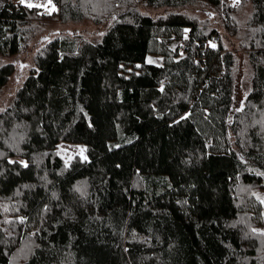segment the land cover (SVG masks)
Returning <instances> with one entry per match:
<instances>
[{
    "label": "trees",
    "instance_id": "1",
    "mask_svg": "<svg viewBox=\"0 0 264 264\" xmlns=\"http://www.w3.org/2000/svg\"><path fill=\"white\" fill-rule=\"evenodd\" d=\"M52 2L0 0V97L42 21L104 31L42 36L0 111V264H264V0Z\"/></svg>",
    "mask_w": 264,
    "mask_h": 264
},
{
    "label": "rangeland",
    "instance_id": "2",
    "mask_svg": "<svg viewBox=\"0 0 264 264\" xmlns=\"http://www.w3.org/2000/svg\"><path fill=\"white\" fill-rule=\"evenodd\" d=\"M20 1V3H19ZM19 4L23 5H40L39 8L44 11H49L50 14L58 10L57 6L52 2L49 3V0H19ZM233 4H236L238 0H231ZM46 6V7H45ZM53 6L55 10L53 11ZM35 7V6H34ZM210 11V9H209ZM153 16L157 15L156 12H151ZM37 22V21H36ZM49 24V28L42 35L37 37L32 43L28 44V47L23 50V52L10 59V62H13L15 65V73L12 76L9 84L4 89L0 97V111H2L15 97L18 89L22 86L24 80L29 75L31 59L38 50L40 38H55L56 36L68 37L70 34L73 36L79 34L81 37L78 38V43L82 39H89L93 42H98L101 39V32L104 31L101 27H97L91 22L85 21L76 25H61L57 21H42ZM44 36V37H42ZM38 43V44H37ZM208 46L215 47V43H208ZM239 55L240 71L237 79V98L236 106H241L248 94L251 91V69L248 62L247 56L243 51L237 52ZM151 61V62H149ZM166 62L165 57L161 55L149 54L146 58V64H154L162 66ZM142 64H137L135 66L127 67L123 73L126 76H130L133 73L139 74L141 72ZM58 153L61 158L66 162L70 163L75 157L79 156L82 159H88L87 156V146L83 143H72V142H61L58 146ZM264 232V229H261Z\"/></svg>",
    "mask_w": 264,
    "mask_h": 264
},
{
    "label": "built area",
    "instance_id": "3",
    "mask_svg": "<svg viewBox=\"0 0 264 264\" xmlns=\"http://www.w3.org/2000/svg\"><path fill=\"white\" fill-rule=\"evenodd\" d=\"M137 1L142 2L143 0H137ZM8 3H9V5L14 6V7L19 5L17 0H8ZM42 14L47 16V15H50V12L44 11V12H42Z\"/></svg>",
    "mask_w": 264,
    "mask_h": 264
},
{
    "label": "snow or ice",
    "instance_id": "4",
    "mask_svg": "<svg viewBox=\"0 0 264 264\" xmlns=\"http://www.w3.org/2000/svg\"><path fill=\"white\" fill-rule=\"evenodd\" d=\"M49 3H51V0H49ZM28 7H40V5H32V4H28L27 5ZM46 7V6H45ZM53 11L55 10V8H54V6H53V9H52ZM149 62H151V61H149ZM26 166V165H25ZM262 202H264V201H262Z\"/></svg>",
    "mask_w": 264,
    "mask_h": 264
},
{
    "label": "crops",
    "instance_id": "5",
    "mask_svg": "<svg viewBox=\"0 0 264 264\" xmlns=\"http://www.w3.org/2000/svg\"><path fill=\"white\" fill-rule=\"evenodd\" d=\"M17 1H19V0H17ZM19 3H20V1H19ZM21 5H23V4H21ZM24 6H27V5H24ZM28 7V6H27ZM30 8H32V7H30ZM43 11V10H42Z\"/></svg>",
    "mask_w": 264,
    "mask_h": 264
},
{
    "label": "water",
    "instance_id": "6",
    "mask_svg": "<svg viewBox=\"0 0 264 264\" xmlns=\"http://www.w3.org/2000/svg\"><path fill=\"white\" fill-rule=\"evenodd\" d=\"M45 39H48V38H44L43 40H45Z\"/></svg>",
    "mask_w": 264,
    "mask_h": 264
},
{
    "label": "bare ground",
    "instance_id": "7",
    "mask_svg": "<svg viewBox=\"0 0 264 264\" xmlns=\"http://www.w3.org/2000/svg\"><path fill=\"white\" fill-rule=\"evenodd\" d=\"M9 4V3H8Z\"/></svg>",
    "mask_w": 264,
    "mask_h": 264
}]
</instances>
